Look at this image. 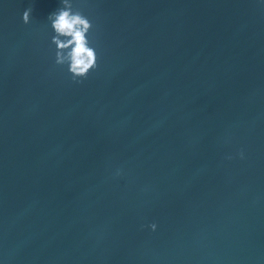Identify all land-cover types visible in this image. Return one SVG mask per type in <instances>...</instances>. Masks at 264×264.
I'll list each match as a JSON object with an SVG mask.
<instances>
[{"label": "water", "instance_id": "1", "mask_svg": "<svg viewBox=\"0 0 264 264\" xmlns=\"http://www.w3.org/2000/svg\"><path fill=\"white\" fill-rule=\"evenodd\" d=\"M69 2L81 82L0 0V264H264V0Z\"/></svg>", "mask_w": 264, "mask_h": 264}, {"label": "clouds", "instance_id": "2", "mask_svg": "<svg viewBox=\"0 0 264 264\" xmlns=\"http://www.w3.org/2000/svg\"><path fill=\"white\" fill-rule=\"evenodd\" d=\"M62 5L48 17L54 31L51 42L56 46L55 63L66 64L72 80L81 82L98 66L96 50L88 39L92 24L79 10L73 11L69 0H62ZM31 12V8L23 12L24 24L30 22ZM150 227L155 231V224Z\"/></svg>", "mask_w": 264, "mask_h": 264}]
</instances>
